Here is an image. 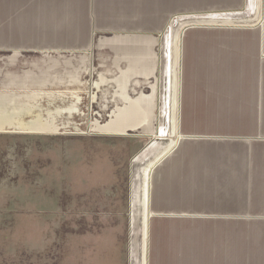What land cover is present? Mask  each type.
I'll return each instance as SVG.
<instances>
[{
  "label": "rangeland",
  "instance_id": "obj_1",
  "mask_svg": "<svg viewBox=\"0 0 264 264\" xmlns=\"http://www.w3.org/2000/svg\"><path fill=\"white\" fill-rule=\"evenodd\" d=\"M37 1L43 0H0V115H11L32 131L53 132L0 133V264H84L93 254L94 235L107 228H113L126 256H141L147 235L151 262L159 257L155 243L164 232L162 238L171 242L187 240L185 251L204 254L205 249L208 264L218 252L213 246L228 252L221 264H264V54L221 55L186 41L181 56L153 55L148 68L132 70L134 95L154 92L149 119L125 136L76 134L96 120L44 117L42 104L53 101L58 108L56 100L78 97L80 89L98 81L96 71L77 64L78 56L34 50L58 45L52 36L67 25L60 17L39 21L30 10ZM206 9L204 0L181 3V11ZM196 16L182 15L180 23H209ZM226 17L243 23L240 16ZM216 29L235 28L208 30ZM206 66L217 71L205 75L200 68ZM177 73L181 94L174 141L154 135L159 115L168 109L164 81L172 84ZM169 100L171 105L172 95ZM157 141L158 148L152 147ZM172 144L151 169L149 199H144L136 158L144 151L139 161L147 165ZM196 146L230 159L217 193L159 190L173 178L171 165L188 163ZM99 174L114 183L106 190H72L77 180ZM176 250L162 257L173 258Z\"/></svg>",
  "mask_w": 264,
  "mask_h": 264
},
{
  "label": "crops",
  "instance_id": "obj_2",
  "mask_svg": "<svg viewBox=\"0 0 264 264\" xmlns=\"http://www.w3.org/2000/svg\"><path fill=\"white\" fill-rule=\"evenodd\" d=\"M191 1L194 0H43L32 4L30 10L38 15V20L39 17L42 18L39 21L60 17V21L67 24L60 34L52 36L60 41L58 45L37 47L34 50L78 56L77 64L86 66L90 70L94 69L96 71L94 77L98 79L94 86L87 84L80 89L78 97L56 100L55 103L60 101L58 108L51 106L54 104L53 101H46L42 104L44 106H42L43 116L55 115L96 120L89 122L83 128L79 127L80 131L76 134L125 136L128 131L135 130L139 125L142 126L144 120L149 119V104L154 100V92H140L134 95L132 77L134 65L148 68L149 59L153 55L181 56L184 51L182 45L186 41L189 46L193 43L194 48L213 49L214 53L221 55L227 52L248 50H252V54H264V2L262 3V0H204L209 9L202 11L201 14H198L201 11H181V3L189 4ZM189 14L197 15V18L205 19L204 21L209 23H180L179 18ZM227 14L242 17L241 22L243 23L233 24L239 19H227ZM248 18L252 20L245 21ZM30 20L33 21L31 18ZM227 21H232V23H226ZM195 22H197L196 19ZM212 27L235 29L208 30ZM193 28H205L206 30L193 31ZM193 39L200 41L194 42ZM200 69L205 75L217 71L214 67L207 66ZM218 71L222 75V71ZM215 78L216 76L209 77L208 80L212 81ZM171 86L172 89H170ZM210 86L212 89L215 87L213 83ZM164 88V95L168 98V109L166 110H171V115L166 110L159 115L161 124L157 126L154 136L177 141L179 138L178 103L181 94L179 74L177 73L172 84L164 81ZM160 95V91H157V101ZM170 95H172L171 105ZM1 119L15 121L11 115H0ZM26 129L34 128L27 127ZM47 129L45 132L39 130L33 133L48 135L53 133ZM160 143L157 141L152 147L157 146L158 148ZM174 145L165 147L156 157H159L157 161L169 154ZM143 153L144 151L136 158L137 164L138 162L141 164L139 159ZM190 155L188 163L171 165V170L174 172L173 178L166 179L165 186L160 187L159 190L168 192L178 189L182 194H185L184 191L197 192L200 190L210 191V194L217 193L215 189L225 182L224 178L230 170L226 168V161L230 160L229 157L220 156L215 151H205L197 146L192 149ZM220 174L223 175L220 176ZM113 183L114 180L110 175L99 174L77 180L71 188L74 191L83 192L97 191L98 188L106 190ZM61 190H65V187ZM179 197L188 196L180 194ZM113 231V228H107L94 235L93 254L85 257L84 264H208L206 260H203V255L206 254L205 249L202 251L204 254L185 251L187 240L183 241V238L177 239V243L176 240L171 242L172 238H162L164 232L160 236L161 239L157 240L158 243H155L157 246L155 252H159V257L152 262L149 257L148 239L145 259L142 254L139 257L130 254L126 256L123 253L124 245L119 242L120 239L114 235ZM184 235L185 233H180L181 237ZM212 241L216 246L217 239ZM170 248L177 249L174 257H162L161 253L170 251ZM212 252L217 253L215 256L211 255V264H221L222 260L226 259L227 251L224 253L223 249L216 250L213 246Z\"/></svg>",
  "mask_w": 264,
  "mask_h": 264
},
{
  "label": "bare ground",
  "instance_id": "obj_3",
  "mask_svg": "<svg viewBox=\"0 0 264 264\" xmlns=\"http://www.w3.org/2000/svg\"><path fill=\"white\" fill-rule=\"evenodd\" d=\"M12 122H11V120L10 121H5V122H0V133H7V134L10 133V134H12V133H33L34 132V131L26 129L27 128L26 124H22L21 122H18L16 120L12 121ZM25 126H26V128H25ZM140 156H141V154H140ZM158 159H159V157L156 158L154 161H152L151 163H149L147 165H143V166H142V164L141 165L140 164L136 165L137 166V172H138L137 174L138 175L142 174V177H143L142 179H143L144 183H143V187H142V192L144 193L143 194L144 199L147 198V200H148V191H149L150 172H151V169L153 168L154 164L157 162ZM138 180H139V178H138ZM136 182H137V179H136ZM146 218H147V215H146ZM146 232H147V230H146ZM146 243H147V235H145V240H143V244H142V255H143L144 259L146 257ZM133 253H134V251H133Z\"/></svg>",
  "mask_w": 264,
  "mask_h": 264
},
{
  "label": "water",
  "instance_id": "obj_4",
  "mask_svg": "<svg viewBox=\"0 0 264 264\" xmlns=\"http://www.w3.org/2000/svg\"><path fill=\"white\" fill-rule=\"evenodd\" d=\"M164 157H165V156H164ZM164 157H163V158H164ZM163 158H162V159H163Z\"/></svg>",
  "mask_w": 264,
  "mask_h": 264
}]
</instances>
